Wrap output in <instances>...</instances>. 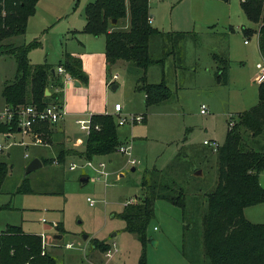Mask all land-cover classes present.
<instances>
[{
  "label": "rangeland",
  "instance_id": "374dc122",
  "mask_svg": "<svg viewBox=\"0 0 264 264\" xmlns=\"http://www.w3.org/2000/svg\"><path fill=\"white\" fill-rule=\"evenodd\" d=\"M38 2L51 20L56 14H63L62 22L57 25L66 26L82 21L87 0ZM242 4L241 0H149L153 27L163 33L186 34L175 48L171 43L166 46L158 37L151 40L149 52L153 58H161L162 52L169 51L163 65L153 63L144 71L116 63L120 67L111 71V76L117 73L115 84L119 85L115 90L110 89L112 106L114 101L123 106L120 115H113L118 138L123 146L132 148L131 157L116 150L91 160L94 166L100 161L106 163V179L97 178L96 171L88 165L71 170L69 166L77 161L81 150L70 149L67 154L70 157L64 163L43 164L25 174L32 159L56 156L53 148L28 141L35 139V134L42 140L47 136L38 132L24 135V140L29 142L25 146L18 133L10 139L0 134L4 145L0 162L10 166L0 190V207L8 206L0 209V231L12 223L28 233L45 234L41 236L42 246L57 264H138L143 252L141 242L136 234L125 230V223L117 214L126 203L139 200L144 169L156 168L165 170L167 178L180 183L185 209L167 200L154 202L144 249L146 264H202L200 237L206 194L215 188L218 177L216 149L203 144V140L215 139L218 146L222 145L230 118L236 123L237 114L257 104L259 99V84L254 77L256 64L262 60L257 34L260 23L247 19ZM127 24L128 18L118 26ZM43 33L28 29L25 37L16 40L19 44L40 41V46L29 53L39 63L48 52L52 55L55 48L52 41L48 47ZM14 64L12 56L0 55V80L13 73ZM223 65L227 68L226 82L224 77H216L219 66ZM143 75L148 83L163 80L171 90L170 97L146 106L144 93L135 87ZM202 103L207 109L205 114L200 113ZM3 107L0 89V111ZM130 114L143 115V120L134 123L127 119L118 125L120 118H128ZM73 132V139L82 144L85 131L74 125ZM250 139L252 148L264 151V133ZM130 158L135 159L134 164ZM85 175L89 180L81 183ZM25 180L30 190L17 192ZM261 183L264 186V174ZM244 215L254 222L264 221V203L245 208ZM57 223H62V230L55 227ZM55 234L61 238H55ZM94 237L109 243L112 252L117 250L111 258L104 256L101 247L94 248ZM67 243H72V247L67 248Z\"/></svg>",
  "mask_w": 264,
  "mask_h": 264
},
{
  "label": "trees",
  "instance_id": "16d2710c",
  "mask_svg": "<svg viewBox=\"0 0 264 264\" xmlns=\"http://www.w3.org/2000/svg\"><path fill=\"white\" fill-rule=\"evenodd\" d=\"M38 1L0 0V55H10L16 63L14 78L3 85L1 94L7 108L13 111L28 104H34L39 109L48 103L62 106L63 83L56 71L59 66L73 78L86 79L79 57L65 53L56 66L46 62L31 63L29 52L40 46V41L20 45L10 41L25 33L28 18L35 13ZM242 3L247 19L260 23L258 48L260 54H264V0H244ZM83 14L85 25L81 32L104 36L106 63L110 68L119 63L146 71L153 63L163 65L169 51H164L161 58H153L149 52L151 40L162 38L166 46L171 43L175 48L179 47L186 34L163 33L153 27L149 0H91L85 5ZM127 18L126 26H118ZM113 19L116 23H112ZM226 70L225 65L219 66L217 79L224 77L226 82ZM144 76L138 78L135 87L145 94L146 106L161 103L170 97L171 90L163 80L148 83ZM46 89L49 95H46ZM258 93L257 104L237 114V122L228 127L224 143L216 149L218 177L215 188L206 194L207 206L200 237L202 264H264V222H252L244 216L246 207L264 202V187L259 182V173L264 170V151L249 145L250 138L264 133V83L259 84ZM49 126V123L39 122L33 126V131L46 134ZM0 130L17 131V117L0 123ZM248 133L249 137L246 136ZM119 145L113 116L92 115L84 148L76 154L84 161L92 160L115 152ZM68 153L69 150L63 149L57 157L44 158L42 163L62 164ZM9 169L10 166L0 162V190ZM140 186L142 194L139 200L134 204L126 203L117 215L124 221L125 230L136 234L140 240L143 252L138 264H146L144 249L148 241L147 227L154 214V202L157 199L167 200L184 210L185 201L182 186L174 178H167L165 170L144 169ZM29 190L25 180L17 192ZM6 207L1 206L0 209ZM55 227L63 229L62 223H57ZM93 246L95 249L101 247L103 252L110 248L108 243L96 238H93ZM0 264L57 262L42 246L39 234L24 232L20 225L8 224L0 232Z\"/></svg>",
  "mask_w": 264,
  "mask_h": 264
},
{
  "label": "crops",
  "instance_id": "0c3cea01",
  "mask_svg": "<svg viewBox=\"0 0 264 264\" xmlns=\"http://www.w3.org/2000/svg\"><path fill=\"white\" fill-rule=\"evenodd\" d=\"M89 1H91V0H87L85 5ZM85 5H84V7H85ZM84 7H83V10H84ZM54 17L55 18L53 20H51L52 19L51 16L48 15L47 12H45L43 10V8L41 7V5L38 2V4L36 5L35 13L28 18L25 33L23 35H20V36L25 37V34H26L28 29H32L33 31H44V33L42 35L43 40L45 41V38L47 39L48 47L52 41L54 43L55 48H54L53 54L50 55L49 52L47 54H45V57L43 58V60L40 63L46 62L48 64L56 66L58 61L60 59H62V57L64 56L65 53H70V54L80 58L82 70L84 71V74L86 75L85 80H78V79L72 77V79L70 81H68L64 84L63 91H62V98H61L62 107H63V115L59 119L58 122L50 125L48 128V132L46 134H44L47 136L48 140L43 139V141H44L43 145L53 148L54 154L56 155L55 157H57L58 153L63 149L64 150L70 149V150H74V151H77V150L82 151L83 150L84 144L86 141V136L88 133L85 130L80 128L79 124L76 122L77 120H79V119L85 120V119H88L90 116L97 115V114H110L112 116L115 114L120 115V113L122 112L123 106L121 104V111L120 112H117L114 110V104L119 103L118 101H114V104L112 106L111 96L109 93H110V89L115 90V89L111 88V86L115 84V79H113V75L111 76V71L115 70L117 67H120V66H114L112 68L107 66L106 56H105V38H104V36L103 35L94 36L92 34L81 32L84 25H85L84 14L82 16L81 22H79V23L76 22L75 24L70 23V24H67L66 26H61V25L58 26L57 25L60 22H62V18L64 17L63 14L58 13ZM152 18L153 17L151 16V23L153 24ZM56 26H58V27H56ZM52 30H55V31L51 35V34H49V31H52ZM35 35L36 34L32 33V36H35ZM20 36L14 37V38L10 39V41H13L17 45H20L19 43L16 42V40H18V38ZM160 40H162V38H160ZM183 41L184 40H182V42ZM162 47H164L163 44H162ZM259 53H260V51H259ZM162 54H163V52H162ZM29 60L31 61V63H39L38 62L39 60H35L36 62L34 60H32L31 55L29 56ZM15 67H16V65H15ZM15 67H14L13 73L11 72L12 74L10 73V74L4 75L2 80H0V81H2L0 84L1 91H2L3 85L6 82H10L14 78L15 71H16ZM115 74H117V73H115ZM116 79H118V75H117ZM117 88H119V85H117L116 89ZM139 92H141V91H139ZM49 93H48V95H49ZM1 98L4 102L2 94H1ZM144 98H145V94H144ZM202 104H204V103H202ZM6 107L7 106L4 102L3 110ZM206 113H207V110H206ZM230 119H233V118H230ZM74 125H77L79 129L85 131L84 137H83V139H81L82 144L80 143L82 148H80L79 141L78 140L75 141L73 139L72 135L74 133L73 132ZM33 132L37 133L36 131L32 130L31 133H33ZM15 133H18L21 135V137H22L21 142L25 146H28V143H29L28 141L33 140V139H29L28 141H25L26 139L24 138V135L29 136V134H31V133H22L19 129L17 131H11V132L0 131V134L5 135L6 139H10L11 137H14L13 135ZM117 136H118V134H117ZM204 140H210V139H204ZM204 140H203V144H204ZM210 141H215L217 143V141L215 139H211ZM120 145H121V142H120ZM117 151H118V149H117ZM55 157H53V158H55ZM67 157H70V155H66V158ZM76 157H77V161L81 159L78 155ZM129 157H131V155ZM98 158H101V157H98ZM38 159H40V161L42 162V159H44V157L41 155V156H39ZM129 161H130V159H129ZM100 162H103L104 164H106L104 161H100ZM42 165H43V163H42ZM263 174H264V170H262L259 173V182H260L261 186H262L261 177L263 176ZM262 187H264V186H262ZM262 203H264V202H262ZM252 206H254V205H252ZM252 206H249V207H252ZM246 208H248V207H246ZM244 211H245V209H244ZM244 216L248 220L252 221L250 216H247V215H244ZM252 222H254V221H252ZM261 222H264V221H261ZM8 224H12V223H8ZM8 224H6L5 227ZM13 225H17V224H13ZM21 228H22V226H21ZM22 230L24 231L23 228H22ZM24 232H27V231H24ZM56 235H58V234H55L54 237H56ZM94 238L107 243L104 239H100L99 237H94ZM108 250H111V246ZM116 251H117L116 249L113 250L114 253Z\"/></svg>",
  "mask_w": 264,
  "mask_h": 264
},
{
  "label": "built area",
  "instance_id": "2783aa9c",
  "mask_svg": "<svg viewBox=\"0 0 264 264\" xmlns=\"http://www.w3.org/2000/svg\"><path fill=\"white\" fill-rule=\"evenodd\" d=\"M244 1V0H241ZM248 40H244V43H247ZM262 57V60L256 64L257 73L254 77V81L258 84L264 83V54H260ZM57 73L61 75L63 86L66 82L70 81L72 79V76H70L65 69L62 66H59L56 69ZM117 78V74L113 75V79ZM114 110L117 112L121 111V104L115 103L114 104ZM206 106L204 104L201 105L200 113L205 114L206 113ZM63 115V107L55 104V103H48L43 108L39 109L34 104H28L24 106H19L15 111L5 108L3 111H0V123L4 122H10L14 116L17 117V125L18 129L22 133H31L33 130V126L39 122H46L50 125L56 123L59 121V119ZM130 120V122H139L143 120V115H133L130 114L128 118H120L118 120V124L122 125L126 122V120ZM80 128L85 130L87 133L89 132L91 128V116L88 119H79L76 121ZM228 126H233V121L230 120L228 122ZM97 128V126H95ZM33 142L35 144H43V140L41 137L35 134V139H33ZM204 144L214 147V149L218 148V144L215 141L210 140H204ZM3 147L2 143L0 142V149ZM119 152H126L128 155H131V145H120L118 147ZM130 162L132 164L135 163L134 158H130ZM83 165H88L92 167L96 171L97 178L103 177L106 179L108 173L106 170H104V163L98 162L95 166L92 164L91 160L83 161ZM77 166H79L78 162L71 163L69 168L71 170L75 169ZM130 202V201H129ZM40 236H44L43 233L40 234ZM72 243H67L66 247L71 248ZM113 255V252L111 250H108L105 252L104 256L107 258H111Z\"/></svg>",
  "mask_w": 264,
  "mask_h": 264
},
{
  "label": "water",
  "instance_id": "95a60500",
  "mask_svg": "<svg viewBox=\"0 0 264 264\" xmlns=\"http://www.w3.org/2000/svg\"><path fill=\"white\" fill-rule=\"evenodd\" d=\"M112 23H116V20L113 19V20H112ZM116 87H117L116 84H114V85L111 86L112 89H116ZM45 93H46V95H48V93H49L48 89L45 90ZM77 162H78L79 165H83V160H82V159L78 160ZM41 166H42V162L40 161V159H38V158H34V159H32V160L29 162V164L27 165V167H26V169H25V174H28V173H30V172H32V171H34V170L40 168ZM133 169H134V168H133ZM198 173L200 174L201 171L196 172L195 175L198 174ZM88 180H89V177L86 176V175H85V176H82L81 179H80L81 183H86ZM86 237H87V236L84 235V238H86ZM55 238H61V235H56Z\"/></svg>",
  "mask_w": 264,
  "mask_h": 264
}]
</instances>
